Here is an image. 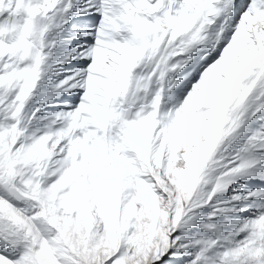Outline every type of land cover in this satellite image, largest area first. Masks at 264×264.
I'll use <instances>...</instances> for the list:
<instances>
[{"label": "snow or ice", "instance_id": "1", "mask_svg": "<svg viewBox=\"0 0 264 264\" xmlns=\"http://www.w3.org/2000/svg\"><path fill=\"white\" fill-rule=\"evenodd\" d=\"M0 264H264V0H0Z\"/></svg>", "mask_w": 264, "mask_h": 264}]
</instances>
